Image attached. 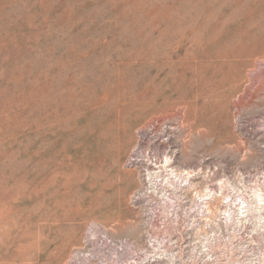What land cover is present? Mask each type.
Segmentation results:
<instances>
[{"label":"rangeland","instance_id":"374dc122","mask_svg":"<svg viewBox=\"0 0 264 264\" xmlns=\"http://www.w3.org/2000/svg\"><path fill=\"white\" fill-rule=\"evenodd\" d=\"M263 57L264 0H0V264H109V242L139 245V156L159 143L175 153L177 169L196 171L200 191L235 168L264 167ZM122 126L129 131L118 142ZM210 163L218 169L204 182Z\"/></svg>","mask_w":264,"mask_h":264},{"label":"built area","instance_id":"2783aa9c","mask_svg":"<svg viewBox=\"0 0 264 264\" xmlns=\"http://www.w3.org/2000/svg\"><path fill=\"white\" fill-rule=\"evenodd\" d=\"M165 154L175 167V153L160 143L139 156L145 168L136 196L141 206V243L109 242V264H264V210H240L256 195L264 199V167L235 168L222 175L220 181L231 187L222 191L219 202V182L207 185L211 195L206 199L194 192L190 198L188 190H180L194 181V170L187 179H178L158 168L151 186L145 177L147 168L159 166ZM217 166L206 167L207 180H212ZM210 198L222 209L213 216L210 206L204 205Z\"/></svg>","mask_w":264,"mask_h":264},{"label":"bare ground","instance_id":"6f19581e","mask_svg":"<svg viewBox=\"0 0 264 264\" xmlns=\"http://www.w3.org/2000/svg\"><path fill=\"white\" fill-rule=\"evenodd\" d=\"M256 6H257V5H256ZM255 9H256V8H255ZM258 12H259V11H258ZM257 14H258V13H257ZM203 17H204V16H203ZM197 18H198V17H197ZM205 18H206V17H204V19H205ZM199 19H200V18H199ZM182 20H183V19H182ZM210 20H211V19H210ZM215 20H216V19H215ZM165 21H166V20H165ZM176 21H177V20H176ZM167 22H168V21H167ZM174 22H175V21H174ZM183 22H184V21H183ZM185 22H186V21H185ZM187 22H188V21H187ZM190 22H192V21L190 20ZM194 22H195V20H194ZM199 22H200V21H199ZM204 22H205V21H204ZM210 22H211V21H210ZM172 23H173V22H172ZM175 23H176V22H175ZM177 23H178V22H177ZM177 23H176V24H177ZM197 23H198V22H197ZM206 23L208 24V22H206ZM216 23H217V22H216ZM178 24H179V23H178ZM190 24H192V23H190ZM210 24H211V23H210ZM217 24H218V23H217ZM217 24H214V25H217ZM171 25H172V24H171ZM174 25H175V24H174ZM188 25H189V23H188ZM192 25H193V24H192ZM198 25H199V23H198ZM202 25H204V24H202ZM219 25H220V24H219ZM219 25H218V26H219ZM222 25H223V24H222ZM222 25H221V26H222ZM221 26H220V28H221ZM162 27H163V26H162ZM166 27H167V24H166L165 28H166ZM196 27H197V26H196ZM204 27H205V25H204ZM206 27H207V26H206ZM150 28H152V27H150ZM157 28H158V27H157ZM159 28H160V27H159ZM163 28H164V27H163ZM185 28H186V26H185ZM191 28H192V27H191ZM193 28H194V27H193ZM197 28H198V27H197ZM201 28H202V27H201ZM214 28H215V26H214ZM167 29H168V28H167ZM175 29H176V26H175ZM175 29H174V30H175ZM177 29H179V28L177 27ZM180 29H181V27H180ZM217 29H218V28H217ZM152 30H153V29H152ZM152 30H151V31H152ZM163 30H164V29H163ZM171 30H172V29H171ZM174 30H172V31H174ZM181 30H182V29H181ZM185 30H186V29H185ZM187 30H188V29H187ZM197 30L200 31L199 29H197ZM201 30H202V29H201ZM219 30H221V29H219ZM154 31H155V30H154ZM156 31H157V30H156ZM159 31H160V30H159ZM167 31H168V30H167ZM167 31H166V32H167ZM175 31H176V30H175ZM177 31H179V30H177ZM190 31H191V30H189V32H190ZM198 31H196V32H198ZM205 31H206V30H205ZM207 31H208V30H207ZM179 32H180V31H179ZM201 32H202V31H201ZM203 32H204V31H203ZM152 33H153V32H152ZM154 33H155V32H154ZM154 33H153V34H154ZM156 33H158V32H156ZM160 33H161V32H160ZM164 33H165V32H164ZM169 33H171V32H169ZM183 33H184V32H183ZM192 33H193V30H192ZM218 33H219V32H218ZM223 33H224V32H223ZM261 33H262V32H261ZM153 34H149V35H153ZM158 34H159V33H158ZM179 34H180V33H179ZM190 34H191V33H190ZM193 34H196L195 31H194ZM198 34H199V32L197 33V35H198ZM202 34H203V33H202ZM215 34H216V33H215ZM156 35H157V34H156ZM156 35H154V37H155ZM162 35H163V34H162ZM166 35H167V33H166ZM170 35H171V34H170ZM173 35H174V34H173ZM175 35H176V34H175ZM180 35H181V34H180ZM186 35H187V34H186ZM200 35H201V34H200ZM211 35H213V34H211ZM211 35H210V36H211ZM222 35H223V34H222ZM160 36H161V35H160ZM168 36H169V35H168ZM168 36H167V37H168ZM176 36H177V35H176ZM202 36H203V35H202ZM202 36H201V38H202ZM210 36H209V37H210ZM216 36H217V35H216ZM216 36H215V37H216ZM226 36H227V35H226ZM167 37H166V38H167ZM223 37H224V36H223ZM72 38H73V37H72ZM155 38H156V37H155ZM157 38H158V37H157ZM161 38H162V36H161ZM171 38H172V37H171ZM171 38H170V41H171ZM174 38H177V37H174ZM183 38H185V37H183ZM188 38H189V37H188ZM197 38H200V37H197ZM239 38H240V37H239ZM258 38H259V37H258ZM76 39H77V38H76ZM80 39H81V38H80ZM164 39H165V38H164ZM191 39H192V38H191ZM205 39H206V38H205ZM205 39H204V40H205ZM210 39L213 40V37H212V38L210 37ZM168 40H169V39H168ZM168 40H167V41H168ZM175 40H176V39H175ZM182 40H183V39H182ZM75 41H76V40H75ZM161 41H163V40H161ZM185 41H186V40H185ZM205 41H206V40H205ZM209 41H210V40H209ZM209 41H206V42H209ZM235 41H236V39H235ZM171 42H172V41H171ZM173 42H174V41H173ZM186 42H188V41H186ZM190 42H191V41H190ZM193 42H194V41H193ZM193 42H192V43H193ZM196 42H197V41H196ZM196 42H195V44H196ZM201 42H203V41H201ZM201 42H200V43H201ZM215 42H216V41H215ZM74 43H75V42H74ZM84 43H85V42H84ZM183 43H185V42L183 41ZM210 43H211V41H210ZM217 43H218V42H217ZM88 44H89V43H88ZM165 44H166V43H165ZM169 44H172V43L169 42ZM173 44H175V43H173ZM201 44L204 45V42L201 43ZM250 44H251V43H250ZM183 45H184V44H183ZM183 45H182V46H183ZM191 45H192V44H191ZM197 45H198V44H197ZM197 45H196V48H198V47L200 46V44H199L198 47H197ZM207 45H209V44L206 43V46H207ZM251 45H252V44H251ZM186 46H187V44H186ZM186 46H185V48H186ZM234 46H235V45H234ZM240 46H241V45H240ZM246 46H247V45H246ZM248 46H249V45H248ZM252 46H255V45H252ZM158 47H159V46H158ZM179 47H180V46H179ZM193 47H194V46H193ZM203 47H204V46H203ZM232 47H233V46H232ZM241 47H242V46H241ZM164 48H165V47H164ZM189 48H190V47H189ZM189 48H186V50H188ZM194 48H195V47H194ZM206 48H207V47H206ZM223 48H224V47H223ZM59 49H60V48H59ZM178 49H179V48H177V50H178ZM219 49H220V48H219ZM221 49H222V48H221ZM221 49H220V51H221ZM233 49H234V48H233ZM246 49H247V48H246ZM253 49H254V48H253ZM49 50H50V49H49ZM60 50H61V49H60ZM170 50H171V49H170ZM184 50H185V49H184ZM193 50H194V49H193ZM193 50H192V51H193ZM217 50H218V49H217ZM225 50H226V49H225ZM154 51H155V50H154ZM168 51H169V50H168ZM178 51H179V50H178ZM194 51H195V50H194ZM196 51H197V49H196ZM202 51H204V50H202ZM207 51H209V50H206V52H207ZM254 51H255V50H254ZM105 52H106V51H104V53H105ZM108 52H109V51H107L106 53L109 54L110 52H109V53H108ZM151 52H152V51H151ZM163 52H164V51H163ZM169 52H171V51H169ZM179 52H180V51H179ZM187 52H189V51H187ZM187 52H186V53H187ZM204 52H205V51H204ZM215 52H216V51H215ZM217 52H218V51H217ZM236 52H237V51H236ZM240 52H241V50H240ZM46 53H47V52H46ZM57 53H58V52H57ZM64 53H65V52H64ZM67 53H68V52H67ZM69 53H70V52H69ZM83 53H84V52H83ZM154 53H155V52H154ZM164 53H165V52H164ZM171 53H172V52H171ZM171 53H170V54H171ZM195 53H196V52H195ZM197 53H198V52H197ZM197 53H196V54H197ZM207 53H208V52H207ZM219 53H220V52H219ZM219 53H218V55H219ZM50 54H51V53H50ZM80 54H81V53H80ZM84 54H85V53H84ZM102 54H103V53H102ZM102 54H101V55H102ZM132 54H133V53H132ZM150 54H151V53H150ZM152 54H153V53H152ZM152 54H151V55H152ZM156 54H157V53H156ZM156 54H155V55H156ZM199 54H200V53H199ZM199 54H197V55H199ZM215 54H216V53H215ZM60 55H61V54H60ZM64 55L67 56L66 53H65ZM136 55H137V54H136ZM159 55H160V53H159ZM185 55H186V54H185ZM207 55H208V54H207ZM213 55H214V54H213ZM218 55H217V56H218ZM48 56L51 57L49 54H48ZM48 56H47V57H48ZM58 56H59V53H58ZM107 56H108V55H107ZM107 56L104 57V58H105V59L108 58ZM119 56H120V55H119ZM200 56H203V53H202V55H200ZM220 56H223V55H220ZM225 56H226V55H225ZM59 57H60V56H59ZM71 57H72V56H71ZM116 57H117V55H116ZM153 57H154V56H153ZM166 57H167V56H166ZM168 57H169V55H168ZM209 57H210V56H209ZM214 57H215V56H214ZM257 57H258V56H257ZM51 58H52V57H51ZM63 58H64V57H63ZM84 58H85V57H84ZM84 58H83V59H84ZM95 58H96V57H95ZM119 58H120V57H119ZM220 58H221V57H220ZM223 58H224V57H223ZM259 58H260V56H259ZM263 58H264V57H263ZM54 59H55V58H54ZM80 59H81V58H80ZM85 59H86V58H85ZM92 59H93V58H92ZM105 59H104V61H105ZM111 59H112V58H111ZM142 59H143V58H142ZM156 59H157V58H156ZM168 59H169V58H168ZM170 59H172V58H170ZM170 59H169V60H170ZM254 59H255V58H254ZM256 59H258V58H256ZM256 59H255V60H256ZM48 60L50 61L51 59L48 58ZM69 60H70V59H69ZM97 60H98V59H97ZM97 60H96V61H97ZM102 60H103V59H102ZM145 60H146V59H145ZM199 60H200V59H199ZM229 60H230V59H229ZM255 60H254V61H255ZM261 60H263V59H261ZM261 60H260V61H261ZM57 61H58V63L61 62L60 59L57 60ZM59 61H60V62H59ZM76 61H77V60H76ZM84 61H85V60H84ZM92 61H93V60H92ZM94 61H95V60H94ZM98 61H99V60H98ZM104 61H103V62H104ZM112 61H113V60H111V63H112ZM116 61H117V60H116ZM254 61H253V65H254ZM258 61H259V60H258ZM263 61H264V60H263ZM55 62H56V60H55ZM64 62H65V60H64ZM71 62H72V61H71ZM73 62H74V61H73ZM73 62H72V63H73ZM78 62H79V61H78ZM78 62H77V63H78ZM80 62H81V61H80ZM82 62H83V61H82ZM82 62H81V63H82ZM101 62H102V61H101ZM114 62H115V60H114ZM146 62H147V61H146ZM222 62H223V61H222ZM45 63H47V62H45ZM48 63H49V62H48ZM48 63L46 64V66H48ZM66 63H67V62H66ZM75 63H76V62H75ZM81 63H80V65H81ZM115 63H116V62H115ZM143 63H144V62H143ZM167 63H168V61H167ZM237 63H238V62H237ZM255 63H256V62H255ZM259 63H260V62H259ZM263 63H264V62H263ZM51 64H52V63H51ZM51 64H49V66H50ZM63 64H64V63H62V65H63ZM68 64H69V63H68ZM73 64H74V63H73ZM87 64H89V63H87ZM97 64H98V63H97ZM99 64H101V63H99ZM136 64H137V63H136ZM152 64H153V63H152ZM231 64H232V62H231ZM53 65H54V64H53ZM62 65H60V66L62 67ZM69 65H70V64H69ZM69 65H68V66H69ZM101 65H103V64H101ZM110 65H111V64H110ZM147 65H148V64H147ZM153 65H154V64H153ZM206 65H207V64H206ZM233 65H234V64H233ZM240 65H241V64H240ZM55 66H56V65H55ZM55 66H53V67H55ZM58 66H59V64H58ZM58 66H56V67H58ZM63 66H64V65H63ZM74 66L76 67V65H74ZM82 66H83V65H82ZM85 66H86V68H84V67H82V68L87 69V71H88L89 68L87 67V65H85ZM89 66H91V63H90ZM97 66H98V65H97ZM247 66H248V65H247ZM254 66H255V65H254ZM91 67H92V66H91ZM94 67H95V65H94ZM98 67H100V66H98ZM98 67H97V68H98ZM105 67H106V66H105ZM113 67H114V66H113ZM119 67H120V66H119ZM204 67H206V66H204ZM207 67H208V66H207ZM47 68H48V67H47ZM65 68H66V66H65ZM70 68H74V67L71 66ZM102 68H104V67H102ZM108 68H109V67H108ZM172 68H173V66H172ZM224 68H225V67H224ZM239 68H240V67H239ZM258 68H259V67H258ZM258 68H256V69H258ZM57 69H58L57 73H59V72H60V69H59V68H57ZM61 69H62V68H61ZM66 69H67V68H66ZM66 69H65V70H66ZM76 69H78V67H77ZM79 69H80V68H79ZM79 69H78V70H79ZM84 69H83V70L80 69V70L83 72ZM94 69H95V68H94ZM114 69H115V68H114ZM206 69H207V68H206ZM218 69H219V68H218ZM65 70H64V71H65ZM68 70H69V69H68ZM73 70H75V69H73ZM78 70H77V71H78ZM80 70H79V71H80ZM91 70H92V69H91ZM97 70H98V69H97ZM97 70H96V71H97ZM105 70L108 71L107 69H105ZM110 70H112V69H110ZM254 70H255V69H254ZM42 71H43V70H42ZM61 71H62V70H61ZM87 71H86V72H87ZM93 71H94V70H93ZM100 71H101V69H100ZM114 71H115V70H114ZM206 71H207V70H206ZM245 71H246V70H245ZM249 71H251V70H249ZM255 71H256V70H255ZM263 71H264V70H263ZM69 72H70V71H69ZM72 72H73V71H72ZM72 72H71V73H72ZM74 72H75V71H74ZM74 72H73V73H74ZM88 72H89V71H88ZM90 72L92 73V71H90ZM115 72H116V71H115ZM115 72H114V73H115ZM247 72H248V70H247ZM247 72H246V73H247ZM253 72H254V71H253ZM63 73H64V72H63ZM73 73H72V74H73ZM84 73H85V71H84ZM84 73H82L83 76H84ZM93 73H94V72H93ZM95 73H96V72H95ZM103 73H104V72H103ZM118 73H119V72H118ZM197 73H198V72H197ZM246 73H245V75H246ZM250 73H251V72H250ZM46 74H47V73H46ZM59 74H60V73H59ZM66 74H68V73L66 72ZM72 74H70V75H72ZM75 74H77V73H75ZM75 74H74V75H75ZM88 74H89V73H88ZM98 74H99V73H98ZM100 74H101V73H100ZM105 74H106V73H105ZM108 74H109V73H108ZM121 74H123V73H121ZM121 74H120L119 76H121ZM47 75H48V74H47ZM60 75H61V74H60ZM68 75H69V74H68ZM70 75H69V76H70ZM89 75H90V74H89ZM94 75H95V74H94ZM21 76H22V75H21ZM44 76H45V75H44ZM44 76H43V78H44ZM57 76H59V75L57 74ZM61 76H62V75H61ZM61 76H59V78H63V77H61ZM63 76H64V75H63ZM98 76H100V75H98ZM98 76H97V75H95V76H92V75H91L90 78H91V77H94V78H95V77H98ZM103 76H104V75H103ZM106 76H107V74H106ZM110 76H111V75H110ZM15 77H16V76H15ZM72 77H73V76H72ZM74 77H75V76H74ZM74 77H73V78H74ZM85 77H87V75H86ZM85 77H84V79H85ZM88 77H89V76H88ZM104 77H105V76H104ZM123 77H126V76H123ZM241 77H242V76H241ZM67 78H69V77H67ZM75 78H76V77H75ZM90 78H89V80L95 81L94 79H90ZM109 78H110V77H109ZM114 78H115V77H114ZM114 78H113V80H115ZM118 78H119V77H118ZM239 78H240V77H239ZM243 78H244V76H243ZM263 78H264V77H263ZM15 79H16V78H15ZM19 79H20V78H19ZM101 79H103V78H101ZM107 79H108V77L106 78V82H107ZM169 79H170V78H169ZM203 79H204V78H203ZM17 80H18V79H17ZM60 80H61V79H60ZM65 80H66V79H65ZM87 80H88V79H87ZM104 80H105V79H103V81H104ZM116 80H117V79H116ZM118 80H119V79H118ZM120 80H122V79H120ZM124 80H125V79H123V81H124ZM166 80H167V79H166ZM198 80H199V79H198ZM234 80H235V78H234ZM29 81H30V80H29ZM31 81H32V80H31ZM71 81H72V79H71ZM73 81H75V80H73ZM79 81H81L80 78H79ZM82 81H83V80H82ZM98 81H99V80H98ZM103 81H102V82H103ZM110 81L112 82V80H110ZM156 81H157V80H156ZM199 81H200V80H199ZM242 81H243V79H242ZM21 82H22V81H21ZM36 82H37V81H36ZM50 82H51V81H50ZM87 82H88V83H91V82H89V81H87ZM100 82H101V80H100ZM115 82H116V81H115ZM115 82H114V83L112 82V83L115 84ZM121 82H122V81H121ZM125 82H126V81H125ZM193 82H194V81H193ZM196 82H197V81H196ZM51 83H52V82H51ZM51 83H50V84H51ZM95 83H96V82H95ZM98 83H99V82H98ZM104 83H105V82H104ZM104 83H103V84H104ZM119 83H120V82H119ZM126 83H127V82H126ZM152 83H153V82H152ZM240 83H241V82H240ZM28 84H29V83H28ZM40 84H41V83H40ZM62 84H63V83H62ZM100 84H102V83H100ZM107 84H108V83H107ZM127 84H128V83H127ZM57 85H58V84H57ZM80 85H81V84H80ZM96 85L99 86V84H96ZM104 85H106V84H104ZM108 85H109V84H108ZM119 85H120V84H119ZM119 85H118V86H119ZM121 85H123V84H121ZM121 85H120V87H121ZM124 85H125V84H124ZM124 85H123V86H124ZM129 85H130V84H129ZM192 85H193V83H192ZM21 86H22V85H21ZM49 86H52V85H49ZM82 86H83V85H82ZM85 86H86V85H85ZM92 86H93V85H92ZM92 86H91V87H92ZM102 86H103V85H102ZM102 86H101V87H102ZM113 86H114V85H113ZM123 86H122V87H123ZM125 86H126V85H125ZM125 86H124V87H125ZM190 86H191V85H190ZM40 87H41V86H40ZM75 87H76V86H75ZM75 87H73V88H75ZM93 87H94V86H93ZM106 87H107V86H106ZM114 87H116V86H114ZM130 87H131V86H130ZM239 87H240V86H239ZM30 88H31V87H30ZM32 88H33V87H32ZM44 88H45V87H44ZM49 88H50V87H49ZM66 88H68V86H67ZM70 88H71V87H70ZM81 88H82V87H81ZM81 88H80V89H81ZM103 88H104V87H103ZM108 88H109V87H108ZM126 88H128V87L126 86ZM40 89H41V88H40ZM63 89H65V88H63ZM63 89H62L61 91H63ZM78 89H79V87H78ZM89 89H90V88H89ZM99 89H100V88H99ZM104 89H105V88H104ZM104 89H103V90H104ZM106 89H107V88H106ZM106 89H105V90H106ZM110 89H112V88L110 87ZM119 89H120V88H119ZM119 89H118V91H119ZM121 89H122V88H121ZM128 89H129V88H128ZM35 90H36V89H35ZM35 90H34V91H35ZM38 90H39V89H38ZM58 90H59V89H58ZM76 90H77V89H76ZM94 90H95V89H94ZM115 90H116V88H115ZM124 90H125V89H124ZM126 90H127V89H126ZM30 91H31V90H30ZM42 91H43V90H42ZM50 91H51V90H50ZM50 91H49V93L52 94V92H50ZM54 91L56 92V94L58 93V91H56V90H54ZM72 91H75V90H72ZM77 91H78V90H77ZM98 91H99V90H98ZM98 91H97V93H98ZM118 91H117V92H118ZM188 91H189V89H188ZM204 91H205V90H204ZM28 92H29V91H28ZM46 92H47V91H46ZM80 92H82V91H80ZM85 92H86V91H85ZM95 92H96V91H95ZM102 92H103V91L101 90V93H102ZM104 92H105V91H104ZM104 92L102 93V95L104 94ZM111 92H112V91H111ZM119 92H120V91H119ZM122 92H123V91H122ZM126 92H127V91H126ZM164 92H165V91H164ZM49 93H48V94H49ZM78 93H79V92H78ZM82 93H83V92H82ZM92 93H93V92H92ZM97 93H96V94H97ZM123 93H124V92H123ZM29 94H30V93H29ZM33 94H34V93H33ZM44 94H45V93H44ZM56 94H55L54 97H56ZM58 94H59V93H58ZM63 94H65L64 91H63ZM67 94H68V93H67ZM69 94H71V93H69ZM86 94H87V93H86ZM94 94H95V93H94ZM94 94H93L92 97H94ZM120 94H122V93L120 92ZM192 94H193V93H192ZM205 94H206V93H205ZM49 95H50V94H49ZM75 95H76V94H75ZM80 95H81V94H80ZM80 95H79V96H80ZM87 95H89V94H87ZM91 95H92V94H91ZM107 95H108V93H107ZM26 96H27V95H26ZM44 96H45V95H44ZM47 96H48V95H47ZM51 96H52V95H51ZM66 96H67V95H66ZM83 96H84V95H83ZM122 96H123V95H122ZM39 97H40V96H39ZM70 97H73V94L70 95ZM75 97H76V96H75ZM75 97H74V98H75ZM92 97H91V98H92ZM115 97H116V96H115ZM197 97H198V96H197ZM51 98H52V97H51ZM58 98H60V97H58ZM66 98H69V96L66 97ZM76 98H77V97H76ZM81 98H82V97H81ZM91 98H90V99H91ZM94 98H95V97H94ZM94 98H93V99H94ZM111 98H112V97H111ZM61 99H62V98H61ZM82 99H83V98H82ZM85 99H86V98H85ZM87 99H88V98H87ZM52 100H53V99H52ZM73 100H74V99H73ZM88 100H89V99H88ZM94 100H95V99H94ZM94 100H93V103L95 104ZM109 100H110V96H109ZM112 100L114 101V99H112ZM116 100H117V99H116ZM119 100H120V99H119ZM124 100H125V99H124ZM41 101H42V100H41ZM64 101H65V100H64ZM68 101H69V100H68ZM77 101H78V100H76V102H77ZM79 101H80V100H79ZM102 101H103V102H106L107 100H106V101L102 100ZM54 102H55V101H54ZM56 102H57V101H56ZM60 102H61V101H60ZM60 102H59V103H60ZM66 102H67V100H66ZM99 102H100V101H99ZM107 102H108V101H107ZM110 102H111V101H110ZM117 102H118V101H117ZM29 103H30V102H29ZM36 103H37V102H36ZM38 103H40V102H38ZM42 103H43V102H42ZM42 103H41V104H42ZM51 103H52V102H51ZM77 103H78V102H77ZM91 103H92V102H91ZM119 103H120V102H119ZM44 104H45V103H44ZM61 104H62V103H61ZM71 104H72V102H71ZM71 104H70V105H71ZM73 104H75V102H74ZM88 104H90V103H88ZM106 104H107V103H106ZM27 105H28V104H27ZM55 105H56V104H55ZM79 105H80V104H79ZM101 105H102V104H101ZM109 105H111V104H109ZM109 105H107V106H109ZM113 105H114V104H113ZM1 106H2V105H1ZM52 106H53V105H52ZM52 106H51V107H52ZM67 106H68V104H67ZM71 106H72V105H71ZM89 106H90V105H89ZM98 106H99V104H98ZM116 106H117V105H116ZM39 107H40V106H39ZM45 107H46V106H45ZM48 107H49V106H48ZM51 107H50V108H51ZM54 107H55V106H54ZM72 107H73V106H72ZM36 108H37V107H36ZM42 108H43V107H42ZM42 108H41V109H42ZM57 108L59 109V108H61V107H57ZM57 108H56V109H57ZM76 108H77V107H76ZM79 108H80V107H79ZM98 108H99V107H98ZM105 108H106V107H105ZM116 108H117V107H116ZM39 109H40V108H39ZM39 109H38V110H39ZM52 109H53V108H52ZM52 109H51V110H52ZM61 109H62V108H61ZM64 109H66V108H64ZM96 109H97V108H96ZM3 110H4V109H3ZM44 110H45V108H44ZM73 110H74V107H73ZM77 110H78V109H77ZM86 110H87V107H86ZM86 110H85V111H86ZM91 110H92V109H91ZM130 110H131V109H129L128 111H130ZM52 111H53V110H52ZM56 111H57V110H56ZM59 111H60V110H59ZM61 111H62V110H61ZM81 111H82V110H81ZM88 111H89V109H88ZM94 111H95V109H94ZM104 111H105V110H104ZM131 111H132V110H131ZM28 112H29V111H28ZM31 112H32V111H31ZM75 112H76V111H75ZM75 112H74V113H75ZM78 112H79V111H78ZM78 112H76L77 115H80L81 113L78 114ZM89 112H91V111H89ZM95 112H96V111H95ZM98 112H99V111H98ZM98 112L95 113L96 116H97ZM109 112H110V111H109ZM112 112L114 113V110H113ZM39 113H40V112H39ZM47 113H48V112H47ZM76 113H75V114H76ZM119 113H121V115H122V112H119ZM28 114H29V113H28ZM33 114H34V113H33ZM57 114H58V113H57ZM84 114H85V113H84ZM84 114H83V115H84ZM109 114H110V113H109ZM111 114H112V113H111ZM115 114H116V113H115ZM35 115H36V114H35ZM68 115H69V114H68ZM91 115H92V114H91ZM98 115H99V114H98ZM101 115H102V114H101ZM124 115H125V114H124ZM50 116H51V114H50ZM58 116H60V115H58ZM63 116H64V115H63ZM80 116H81V115H80ZM80 116H79V118H80ZM102 116H103V115H102ZM106 116H107V115H106ZM106 116H105V117H106ZM127 116H128V115H127ZM44 117H45V116H44ZM55 117H56V116H55ZM60 117H61V116H60ZM67 117H68V116H67ZM89 117H90V116H89ZM94 117H95V116H94ZM128 117H131V116H128ZM128 117H127V118H128ZM37 118H39V117H37ZM61 118H62V117H61ZM109 118H110V117H109ZM109 118H107V120H108ZM123 118H124V117H123ZM28 119H29V117H28ZM30 119H31V118H30ZM34 119H35V118H34ZM58 119H59V118H58ZM62 119H63V118H62ZM114 119H115V118H114ZM71 120L73 121L74 119H71ZM98 120H99V118H98ZM120 120H121V119H120ZM122 120H123V119H122ZM34 121H35V120H34ZM37 121H38V120H37ZM96 121H97V120H96ZM118 121H119V120H118ZM129 121H130V120H129ZM4 122H5V121H4ZM26 122H27V121H26ZM57 122H58V121H57ZM65 122H66V121H65ZM67 122H68V121H67ZM70 122H71V121H70ZM94 122H95V121H94ZM94 122H93V123H94ZM104 122H105V121H104ZM104 122H103V123H104ZM120 122H121V121H120ZM18 123H19V122H18ZM52 123H53V122H52ZM72 123H73V122H72ZM111 123H112V122H111ZM29 124H30V123H29ZM43 124H44V123H43ZM59 124H64V123H59ZM69 124H70V123H69ZM90 124H91V123H90ZM18 125H19V124H18ZM30 125H31V124H30ZM39 125H40V124H39ZM44 125H46V124H44ZM50 125H51V123H50ZM85 125H86V124H85ZM87 125H88V123H87ZM91 125H92V124H91ZM96 125H97V124H96ZM107 125H108V124H107ZM109 125H110V124H109ZM26 126H27V125H26ZM32 126H33V125H32ZM46 126H47V125H46ZM46 126H45V127H46ZM110 126H111V125H110ZM33 127H34V126H33ZM43 127H44V126H43ZM53 127H54V126H53ZM65 127H66V125H65ZM108 127H109V126H108ZM129 127H131V126H129ZM12 128H13V127H12ZM25 128H26V127H25ZM30 128H31V127H30ZM38 128H39V127H38ZM38 128H37V130H38ZM41 128H42V127H41ZM58 128H59V127H58ZM85 128H86V127H84V129H85ZM87 128H88V127H87ZM89 128H90V127H89ZM114 128H115V127H114ZM31 129H33V128H31ZM43 129H44V128H43ZM43 129H42V130H43ZM49 129H50V127H49ZM51 129L53 130V128H51ZM71 129H72V128H71ZM84 129L82 128V130H84ZM96 129H98L97 126H96ZM99 129H100V126H99ZM105 129H106V127L104 126V130H105ZM115 129H116V128H115ZM13 130H14V129H13ZM17 130H18V128H17ZM25 130H26V129H25ZM69 130H70V129H69ZM75 130H76V129H75ZM86 130H87V129H86ZM88 130H89V129H88ZM100 130H101V129H100ZM10 131H11V130H10ZM20 131H21V130H20ZM43 131H45V130H43ZM59 131H60V130H59ZM63 131L66 132V131H68V130H63ZM76 131H77V130H76ZM91 131H92V129H91ZM91 131H87V132H89V134H90ZM114 131H115V130H114ZM114 131H113V133H114ZM127 131H129V130H128L126 127H123V126H122V127L118 128V130H117V136L114 135V134H113V135L116 136V138L118 139V142H119V141H120L119 139H121V138H120L121 135H122V134L124 135L125 133H127ZM11 132L14 133L15 131H14V132L11 131ZM23 132H24V131H23ZM34 132H35V131H34ZM46 132H47V131H46ZM48 132H49V131H48ZM80 132H81V131H80ZM80 132H79V133H80ZM82 132H83V131H82ZM87 132H85V133H87ZM92 132H93V131H92ZM105 132H106V130H105ZM115 132H116V131H115ZM39 133H40V132H39ZM49 133H50V132H49ZM63 133H64V132H63ZM85 133H84V134H85ZM93 133H94V132H93ZM100 133H101V132H100ZM107 133H108V132H107ZM109 133H110V132H109ZM6 134H7V133H6ZM36 134H37V133H36ZM52 134H53V133H52ZM66 134H68V133H66ZM84 134H83V135H84ZM89 134H88V135H89ZM98 134H99V132H98ZM104 134H105V133H104ZM104 134H103V135H104ZM115 134H116V133H115ZM4 135H5V134H4ZM7 135H8V134H7ZM26 135H29V134L26 133ZM33 135H34V133H33ZM38 135H39V134H38ZM40 135H41V134H40ZM53 135H54V134H53ZM53 135H51V136H53ZM77 135H78V134H77ZM110 135H111V134H110ZM9 136H10V135H9ZM9 136H8V138H9ZM15 136H16V135H15ZM49 136H50V134H49ZM51 136H50V137H51ZM78 136H80V135H78ZM81 136H82V135H81ZM101 136H102V135H101ZM105 136H106V134H105ZM111 136H112V135H111ZM114 136H113V137H114ZM168 136H169V135H168ZM2 137H3V136H2ZM4 137H5V136H4ZM12 137H13V136H12ZM34 137H35V136H34ZM36 137H37V136H36ZM38 137H39V136H38ZM42 137H45V135L42 136ZM74 137H75V136H74ZM98 137H99V136H98ZM103 137H104V136H103ZM106 137H107V136H106ZM169 137H170V136H169ZM10 138H11V137H10ZM32 138H33V137H32ZM62 138H65V137L62 136ZM11 139H12V138H11ZM28 139H30V138H28ZM35 139H36V138H35ZM37 139H38V138H37ZM37 139H36V140H37ZM98 139H99V138H98ZM107 139H108V138H107ZM114 139H115V138H114ZM114 139H113V140H114ZM25 140H26V139H25ZM36 140H35V141H36ZM111 140H112V139H111ZM168 140H169V139H168ZM6 141H7V139H6ZM11 141H12V140H11ZM44 141H45V140H44ZM48 141H49V140H48ZM62 141H63V140H62ZM100 141H101V140H100ZM107 141H108V140H107ZM56 142H57V141H56ZM13 143H14V142H13ZM15 143H16V142H15ZM26 143H27V141H26ZM31 143H32V142H31ZM31 143H29V144H31ZM35 143H37V142H35ZM52 143H53V142H52ZM66 143H67V142H66ZM68 143H69V142H68ZM95 143H96V142H95ZM32 144H34V143H32ZM32 144H31V145H32ZM113 144H114V143H113ZM119 144H121V143H119ZM14 145H15V144H14ZM14 145H13V146H14ZM19 145H20V144H19ZM19 145H18V146H19ZM24 145H25V146H28L27 144H24ZM24 145H23V146H24ZM109 145H110V144H109ZM25 146H24V148H26ZM37 146H38V145H37ZM37 146H36V147H37ZM41 146H42V145H41ZM48 146H49V145H48ZM65 146H66V144H65ZM69 146H70V145H69ZM102 146H103V144H102ZM104 146H106V145H104ZM9 147H10V146H9ZM32 147H33V145H32ZM60 147H61V146H60ZM62 147H63V145H62ZM115 147H116V146H115ZM6 148H7V147H6ZM6 148H5V149H6ZM30 148H31V147L29 146V149H30ZM56 148H58V147H56ZM56 148H55V149H56ZM3 149H4V148H3ZM5 149H4V150H5ZM26 149H27V148H26ZM31 149H33V148H31ZM38 149H39V148H38ZM46 149H47V147H46ZM50 149H51V148H50ZM59 149H61V148H59ZM63 149H64V147H63ZM82 149H84V148H82ZM111 149H112V148H111ZM115 149H116V148H115ZM168 149H169V148H168ZM13 150H14V149H13ZM17 150H18V149H16V151H17ZM57 150H58V149H57ZM25 151H26V150H25ZM25 151H24V152H25ZM36 151H37V150H36ZM36 151H34V152H36ZM41 151H42V153H44L43 150H41ZM46 151H47V150H46ZM59 151H60V150H59ZM103 151H104V150H103ZM109 151H110V149H109ZM109 151H108V152H109ZM171 151H172V150H171ZM171 151H170V152H171ZM2 152H3V151H2ZM2 152H1V154H3ZM7 152H8V151H7ZM10 152H11V151H10ZM60 152H61V151H60ZM63 152H65V151H63ZM80 152H81V151H80ZM17 153H18V152H17ZM83 153H84V152H83ZM98 153H99V152L97 151V154H98ZM116 153H117V152H116ZM118 153H119V152H118ZM22 154H24V153L22 152ZM22 154H21V155H22ZM69 154H70V153H69ZM3 155H4V154H3ZM36 155H37V154H35V156H36ZM48 155H49V154H48ZM48 155H47V156H48ZM54 155H55V154H54ZM103 155H104V154H103ZM22 156H24V155H22ZM37 156H38V155H37ZM40 156H41V155H40ZM50 157H51V156H50ZM50 157H49V158H50ZM93 157H94V156H93ZM95 157H99V156L96 155ZM9 158H10V157H9ZM29 158H30V157H29ZM34 158H35V157H34ZM45 158H46V157H45ZM49 158H48V159H49ZM51 158H52V157H51ZM100 158H101V157H100ZM102 158H105V157H102ZM6 159H7V158H6ZM12 159H13V158H12ZM35 159H36V158H35ZM37 159H38V158H37ZM54 159H55V158H54ZM7 160H9V159H7ZM7 160H6V161H7ZM42 160H43V159H42ZM9 161H10V160H9ZM9 161H8V162H9ZM26 161L28 162V160H26ZM46 161L48 162L47 159H46ZM55 161H56V160H53V162H55ZM60 161H61V160H60ZM3 162H4V161H3ZM8 162H7V164H8ZM37 162H38V161H37ZM37 162H36V163H37ZM42 163H43V162H42ZM55 163H56V162H55ZM59 163H60V162H59ZM78 163H79V162H78ZM159 163H160V165L157 166L156 168H151L150 166L147 168L148 171H147L145 177L148 179V183H149L151 186L155 184V183H154V180L156 179L157 174H159V171L157 170L158 168H159L161 171H162V170L166 171V173H167L166 176H168V175H171V176L175 175V177L178 178V179H179V177H183L184 179H187V178L191 175V172H190V170H189L188 168H185V167H184V168H180V169L175 168V167L173 166L172 157H170V156H168V155H166V154L160 159V162H159ZM89 164H90V163H88V166H89ZM150 164H151V163H150ZM200 164H201V163H200ZM1 165H2V164H1ZM1 165H0V166H1ZM15 165H16V164H15ZM33 165H35V164H33ZM71 165H72V164H71ZM99 165H102V164L100 163ZM151 165H152V164H151ZM155 165H156V164H155ZM203 165H204V164H203ZM8 166H10V165H8ZM47 166H48V164H47ZM56 166H57V165H56ZM90 166H92V165H90ZM12 167H13V166H12ZM30 167H31V166H30ZM30 167H29V168H30ZM75 167H76V166H75ZM77 167H78V166H77ZM77 167H76V168H77ZM176 167H177V166H176ZM200 167H202V166H200ZM204 167H205V166H204ZM204 167H202V168H204ZM206 167H207V166H206ZM27 168H28V167H27ZM27 168H26V169H27ZM45 168H46V166H45ZM52 168H53V167H52ZM0 169H2V168H0ZM35 169H36V168H35ZM35 169H34V170H35ZM48 169H49V168H48ZM48 169H47V170H48ZM61 169H63V168H61ZM79 169H80V168H79ZM98 169H100V168H98ZM198 169H199V168H198ZM30 170H31V169H30ZM45 170H46V169H45ZM47 170H46V171H47ZM53 170H54V169H53ZM58 170H59V169H58ZM74 170H75V169H74ZM199 170H200V169H199ZM205 170H206V169H205ZM15 171H16V170H15ZM18 171H19V170H18ZM20 171H21V170H20ZM24 171H25V170H24ZM26 171L28 172V169H27ZM161 171H160V172H161ZM194 171H195V170H194ZM13 172H14V171H13ZM42 172H43V171H42ZM195 172H196V171H195ZM203 172H205V171H203ZM203 172H201V173H203ZM1 173H2V172H1ZM50 173H51V172H50ZM75 173H76V170H75ZM83 173H84V172H83ZM199 173H200V172H199ZM205 173H206V172H205ZM205 173H204V174H205ZM3 174H4V172H3ZM17 174H19V173L17 172ZM24 174H25V172H24ZM24 174H23V175H24ZM38 174H39V173H38ZM85 174H86V173H84V175H85ZM207 174H208V173H207ZM220 174H221V173H220ZM11 175H12V174H11ZM30 175H31V174H30ZM41 175H42V174H41ZM48 175H49V174H48ZM48 175H47V176H48ZM198 175H199V174H198ZM5 176H6V175H5ZM139 176H140V175H139ZM195 176H196V175H195ZM214 176H215V175H214ZM2 177H3V176H2ZM14 177H15V176H14ZM28 177H29V176H28ZM90 177H91V176H90ZM200 177H201V176H200ZM217 177H218V176H217ZM3 178H4V177H3ZM7 178H8V177H7ZM16 178H17V177H15V179H16ZM20 178H21V177H20ZM32 178H34V180H36L35 177H32ZM201 178H202V177H201ZM213 178H214V177H213ZM213 178H212V179H213ZM1 179H2V178H1ZM13 179H14V178H13ZM199 179H200V178H199ZM205 179H206V178H205ZM34 180H32V181L34 182ZM140 180H141V179H140ZM201 180H203V179H201ZM3 181H4V180H3ZM5 181H6V180H5ZM22 181H23V180H22ZM42 181H43V180H42ZM194 181H195V180H194ZM194 181H192L191 183H189L187 186L180 187V190H182L183 188H185L184 190H190V191L193 190L195 197H199V198H202V199H206V198H208L211 194L209 193L210 191L207 190L206 186H203L204 189L202 188L201 191H200V190H196L197 188L195 189V187H196L197 185L199 186V185H201V184H203V183H202L201 181L195 183ZM209 181H210V180H209ZM218 181H219V180H218ZM47 182H48V181H47ZM60 182H61V180H60ZM204 182H206V180H205ZM207 182H208V180H207ZM211 182H212V181H211ZM211 182H210V183H211ZM35 183H36V181H35ZM4 184H5V183H4ZM26 184H27V183H26ZM30 184H31V183H30ZM39 184H40V183H39ZM47 184H48V183H47ZM219 184H220V187H219V191H220L219 193H220V194H218V196H219V197H218V200H219V202H221V200H222V198H223V194H221L222 191H223V190H228V189L231 187V185H229V188L227 189V186H228V185H227L226 183H224V182H222V181H219ZM203 185H204V184H203ZM206 185H207V184H206ZM208 185H209V184H208ZM19 186H20V185H19ZM49 186H50V185H49ZM0 187H1V186H0ZM4 187H5V186H4ZM15 187H16V186H15ZM26 187H27V186H26ZM26 187H24V188H26ZM29 187H31V186H29ZM36 187H37V186H36ZM50 187H51V186H50ZM1 188H3V187H1ZM20 188H21V187H20ZM6 189H7V188H6ZM27 189H28V187H27ZM31 189H32V188H31ZM33 189H35V188L33 187ZM33 189H32V190H33ZM51 189H52V188H51ZM2 190H3V189H2ZM29 190H30V189H29ZM44 190H45V189H44ZM233 190H234V189H233ZM33 191H34V190H33ZM36 191L38 192V190H36ZM54 191H55V190H54ZM3 192H4V191H3ZM23 192H24V191H23ZM26 192H27V191H26ZM31 192H32V191H31ZM188 192H189V191H188ZM188 192H187V193H188ZM35 193H36V192H35ZM190 193H192V192H190ZM5 194H6V192H5ZM22 195H23V193H22ZM15 196H16V195H15ZM47 196H48V195H47ZM50 196H51V195H49V197H50ZM23 197H24V196H23ZM35 197H36V196H35ZM134 197H135V196H134ZM191 197H192V196H191ZM18 198H20V197H18ZM26 198H27V196H26ZM31 199H33V198H31ZM31 199H30V200H31ZM47 199H48V198H47ZM210 199H211V198H210ZM43 200H44V198H43ZM39 201H40V199H39ZM48 201H49V200H48ZM215 202H216V199H213V198L211 199L210 202H207V203L204 202V205H206V206H210V210H211L210 214H211V216H213V215L215 214V211H216V210H222L221 207H219L218 204H215ZM217 202H218V201H217ZM32 203H33V202H32ZM40 203H41V202H40ZM62 203H63V202H62ZM68 203H69V201H68ZM68 203H67V204H68ZM91 203H92V202H91ZM56 204H57V203H56ZM98 204H99V203H98ZM37 205H39V204H37ZM48 205H49V204H48ZM88 205H89V204H88ZM98 206H100V205H98ZM206 206H205V207H206ZM9 207H10V206H9ZM38 207H39V206H38ZM60 207H61V206H60ZM98 208H99V207H98ZM41 209H42V206H41ZM48 209H49V208H48ZM61 209H62V208H61ZM206 209H209V207H207ZM15 210H17V209H15ZM86 210H87V209H86ZM240 210H264V199H263L261 196L256 195V197H254L253 200L251 199V200L248 202V204L245 205V207H244L243 209H240ZM27 218H28V217H27ZM22 219H24V218H22ZM8 221H9V220H8ZM29 221H30V220H29ZM17 222H18V221H17ZM19 222H20V221H19ZM4 224H5V221H4ZM141 226H142V225H141ZM4 227H6V226H4ZM6 228H7V227H6ZM0 229H1V226H0ZM14 231H15V230H13V232H14ZM57 231H58V230H57ZM1 233H2V232H1ZM141 233H142V232H141ZM61 234H62V233H61ZM127 234H128L130 237H132V238H135V237H136V231H135L134 229H129V230H127ZM36 235H37V234H36ZM16 237H17V236H16ZM39 237H40V236H39ZM58 237H59V236H58ZM64 238H65V237H64ZM24 240H25V239H24ZM8 242H9V241H8ZM9 243H10V242H9ZM32 244H33V243H32ZM53 244H54V243H53ZM132 244H133V243H132ZM134 244H135V243H134ZM136 245H137V244H136ZM47 248H48V247H47ZM80 252H82V251H80ZM80 252H79L78 254H80ZM4 253H5V252H4ZM6 253H7V252H6ZM27 253H28V252H27ZM12 255H13V254H12ZM81 255H82V254H81ZM84 256H85V254H84ZM79 257H80V256H79ZM28 258H30V257L28 256ZM47 258H48V257H47ZM76 258H77V257H76ZM82 258H83V257H82ZM87 260H88V259H87ZM39 261H40V260H39ZM6 264H7V263H6ZM24 264H25V263H24Z\"/></svg>","mask_w":264,"mask_h":264}]
</instances>
